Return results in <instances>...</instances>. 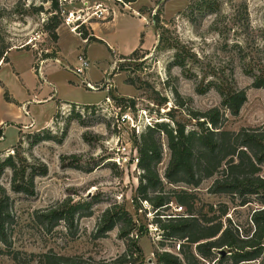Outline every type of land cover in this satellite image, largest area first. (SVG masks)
Here are the masks:
<instances>
[{"label":"rangeland","instance_id":"obj_1","mask_svg":"<svg viewBox=\"0 0 264 264\" xmlns=\"http://www.w3.org/2000/svg\"><path fill=\"white\" fill-rule=\"evenodd\" d=\"M93 3L108 7L109 20L114 15L110 23L92 21L100 22L97 33L116 50L131 45L138 29L145 32L140 36L141 45L129 58L112 54L101 41L91 40L86 47L87 42L83 45L60 22L54 31L66 27L60 30V61L51 58L42 83L24 51L12 53L19 75L11 67L0 70V78L18 99L32 98L34 93L72 101L64 103L47 126L32 127L27 121L21 124L13 120L3 126L5 137L0 139V149L15 143L17 136L19 139L11 149L0 151V197H9L11 216L5 225L11 246L0 241V264H11L10 249L34 253L52 250L96 261L118 258L127 244L118 235L119 225L104 236L97 235L102 213L114 205L131 218L134 227L130 235L136 239L140 262L156 264L157 254L167 250L187 264L180 252L184 250L194 253L195 259L190 258L189 264H212L210 259L200 257L194 246L181 249L183 241L165 237L162 225L167 217L187 215L186 205L203 223L208 219L220 221L244 233L252 228L253 211L264 205L254 197L242 204L230 194L213 192L217 174L201 179L197 185L167 182L164 173L170 150L161 133L155 134L161 152L155 170L162 184L158 191L149 190L148 195H163L169 206L158 210L142 199L138 190L142 170L137 165L135 140L160 121L170 127L180 122L186 129H198L197 122L175 105L179 99L175 92L187 106L204 111L221 107L220 89L242 88L245 102L236 115L222 108L226 118L221 128L237 131L264 123V88L251 85L264 67V0H89V5ZM55 12L51 0H0V63L11 49H32L40 59L53 55L56 48L48 29L53 19L47 18ZM131 14H143L147 27L139 28ZM83 46L89 61V80L101 86L97 91L85 88L70 70ZM70 78L75 84H69ZM7 88L0 82V101L4 92L9 94ZM28 103L40 124L54 112L55 101ZM11 108L18 110L15 105ZM2 114L11 115L3 109ZM44 168L46 172L42 173ZM178 196L183 197L184 205H180ZM65 197L92 203V214L78 220L76 231L71 233L63 222L51 229L37 222L36 211ZM223 250L224 264H234L229 254L236 250ZM215 255L218 257L219 251ZM237 264H264V254Z\"/></svg>","mask_w":264,"mask_h":264},{"label":"trees","instance_id":"obj_2","mask_svg":"<svg viewBox=\"0 0 264 264\" xmlns=\"http://www.w3.org/2000/svg\"><path fill=\"white\" fill-rule=\"evenodd\" d=\"M51 8L58 12L57 0H51ZM52 19L53 23L48 29L55 41L57 34L54 31L61 18L55 13L47 18ZM87 35V30H83L82 36L87 37L88 42L91 40L102 42L93 33ZM133 53L135 50L129 55ZM129 55L121 57L129 58ZM2 60L6 61V57L2 56ZM251 85L264 88V67L255 75ZM220 91L223 94L221 107L214 106L204 111L187 106L184 98L175 92L179 97L175 105L197 122L198 129H186L180 122H175V126L170 127L167 122L160 121L148 127L135 140L139 151L137 165L142 170L138 190L142 199L149 201L158 210H165L169 206V201L163 195L156 194L153 197L148 195L149 190L158 191L162 184L155 170V165L161 159L159 141L155 134L161 133L166 136L170 150V158L164 173L167 182L197 185L201 179L217 174L211 186L213 192L230 194L239 198L242 204L250 202L254 197L264 205V123L251 128L242 127L237 131L222 129V122L226 118L222 108L236 115L246 100V92L242 88L234 89L230 86ZM3 97L6 101L12 102L6 92ZM45 172L44 168L42 173ZM17 188L24 190L23 186ZM177 200L180 205L185 204L182 196H178ZM9 204L8 196L0 197V241L7 247L11 246L5 230V225L11 217ZM185 207L187 215L167 217V223L162 225L165 237L183 241L179 245L181 249L184 245L194 246L195 252L204 259H210L212 264H224V255L218 257L215 255L218 249L224 247L236 250L229 254L234 264L258 259L264 254V207L253 211L250 218L252 228L244 233H239L238 227H232L230 224L223 226L220 221L214 223L208 219L203 223L189 206ZM222 213L225 215L226 209ZM91 214V201H74L65 197L55 205L36 211L35 217L37 222L44 224L47 229L63 222L66 229L72 233L76 231L78 220ZM117 225L119 237L126 239L127 244L126 250L114 260L96 261L80 256H64L52 250L34 253L10 249L7 253L12 259L11 264H147L139 260L136 239L130 235L134 226L129 215L120 206L114 205L104 210L97 223V235L104 236ZM180 252L187 264L190 258L195 259L193 252L189 254L184 250ZM156 264H182V259L164 250L157 254Z\"/></svg>","mask_w":264,"mask_h":264},{"label":"crops","instance_id":"obj_3","mask_svg":"<svg viewBox=\"0 0 264 264\" xmlns=\"http://www.w3.org/2000/svg\"><path fill=\"white\" fill-rule=\"evenodd\" d=\"M131 17H132L133 21H135V23L138 24V27L139 28L140 27H143V26L147 27L148 22H147L146 17L143 14H140V15H133V14H131ZM113 18H114V15L112 16V18L110 20L105 21V22H102V23H110ZM99 24H100V22H92L90 24V28L93 31V35L96 38L102 40V42H104V44L107 46V48L109 49V51L112 54L113 53H116V54H119L120 56H127L133 50H135L138 46L141 45L140 36H141L142 33H145V32H140L139 33V29H138V31H136V33H135L136 40L134 42H132L131 45H129L128 47H125V49H123V50L120 49V48H118L116 50L115 46L112 45V43H110L102 35H100L99 33H97L96 26L99 25ZM61 28L66 29V27L61 26V27H59L56 30L57 39L55 41H53L54 42V45H55V48H56L55 52L53 53V55L51 57H44V58H42L43 61L40 64V68H38L39 67V60H40V58H38L35 55V53H34V51L32 49L25 48V49H21V50H16V49H13L12 50L11 49L8 52H6V55H5L6 61H3L2 60V62L0 63V70L2 68H5V67H8V68L11 67L12 71L19 75V72L16 70L15 66L13 65L12 53L13 52H17V51H24V52H26V53L29 54L30 62H31V67H32L33 73L37 75V78L39 79L40 83H42L45 80V77H46V71H47V68H48L47 65H48L49 62H52L51 61V58L53 60L60 61L61 52H62L61 45H60V38H61V34H60L61 32H60V30H61ZM146 35L147 34H144V37ZM88 44L89 43L87 42L86 43V47H87ZM142 45L145 46V39H144V42H142ZM77 55L78 54H76V57H77ZM35 57H37V58H35ZM76 57H74V59H73V60H75V62L73 64L76 63ZM113 65H115V63L114 64L112 63V66ZM114 69H113V72H114ZM87 77L91 80V77H90L89 73L87 74ZM0 82L4 85V87L7 88V86L5 85L6 82L4 81V79L0 78ZM94 82H96V81H94ZM21 83H22L24 89L26 91H28L29 89H28V87L26 85V82H24L22 78H21ZM70 83L75 84V80L73 78H70L69 79V84ZM36 84H37V86H39V82H37ZM7 90H8V93H9L8 96L11 98L12 102L6 101L4 98L1 99V101H0V129L2 130V136H1V138L2 137H5V127H3V126H5V122L7 120H13L16 123H21V124H24V122L27 121L28 123H30V125H32V127H37V126L43 127V126H47L52 121L53 115L56 113V111L58 109H61V107H62V105H64V103H66V102H72V101L62 100L61 98H58L57 96H52V97L49 98V97H45V96H38L37 94H34V93L32 94V98H29L28 96H26L24 99H18V98H16L14 96V94L8 88H7ZM52 101H55L54 112L52 113V115L49 117V119L47 121H45L42 124H40L38 122V120L31 114V112H30V103H28V102H32L33 104H35V103H47V102H52ZM76 103L91 104V103H83V102H76ZM96 103H99V102H96ZM13 105L17 106L18 110H13L11 108V106H13ZM2 109H3L4 112L11 113V115L8 114L9 115L8 116L7 114L6 115L5 114H2ZM3 123H4V125L1 126V124H3ZM18 139H19V136L16 137L15 143L18 141ZM15 143H13L12 145H8L6 147H2L0 149V151L5 150V149H11L12 146Z\"/></svg>","mask_w":264,"mask_h":264},{"label":"built area","instance_id":"obj_4","mask_svg":"<svg viewBox=\"0 0 264 264\" xmlns=\"http://www.w3.org/2000/svg\"><path fill=\"white\" fill-rule=\"evenodd\" d=\"M57 2L59 9L58 12L55 13L59 14L61 23L67 27L70 33L78 36L83 45L88 42L87 37L82 36L83 30H87L88 35H91L88 25L90 26L93 22L92 19H101L106 21L109 16L108 7L100 6L96 3L89 5V0H57ZM78 3L81 5L77 6ZM90 8L91 10L89 11ZM42 61V59L39 60L38 68H40ZM88 68L89 61L83 46L76 57V63L70 68V70L73 74L80 78V83L83 84L85 88L97 91L101 88V86L89 80L87 77ZM148 125H150V123H148Z\"/></svg>","mask_w":264,"mask_h":264},{"label":"water","instance_id":"obj_5","mask_svg":"<svg viewBox=\"0 0 264 264\" xmlns=\"http://www.w3.org/2000/svg\"><path fill=\"white\" fill-rule=\"evenodd\" d=\"M153 20H154V18H153ZM218 251H219V253H220V256L224 255V250H223V248H222V249H218ZM149 262H150V261H149Z\"/></svg>","mask_w":264,"mask_h":264}]
</instances>
